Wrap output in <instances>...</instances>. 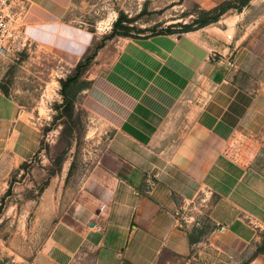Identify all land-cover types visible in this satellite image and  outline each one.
<instances>
[{
  "label": "crops",
  "instance_id": "crops-1",
  "mask_svg": "<svg viewBox=\"0 0 264 264\" xmlns=\"http://www.w3.org/2000/svg\"><path fill=\"white\" fill-rule=\"evenodd\" d=\"M22 1L54 24L59 0ZM238 20L181 35L116 37L95 53L89 105L116 136L55 232L58 255L32 264H264L247 263L264 231V177L224 152L257 122L254 139L264 149L263 85L237 84L226 66L238 40L224 34ZM33 29L74 63L97 40L66 23ZM0 110L12 116L1 96ZM198 195L204 204L212 196L214 228L202 240L192 239L179 212Z\"/></svg>",
  "mask_w": 264,
  "mask_h": 264
},
{
  "label": "rangeland",
  "instance_id": "rangeland-1",
  "mask_svg": "<svg viewBox=\"0 0 264 264\" xmlns=\"http://www.w3.org/2000/svg\"><path fill=\"white\" fill-rule=\"evenodd\" d=\"M219 1L59 0L54 24H43L36 8L11 0L8 43L0 52V96L12 106L11 117L4 118L0 110V264H32L56 251L55 232L115 139V128L89 105L88 67L108 41L181 35L238 16L233 33L224 34L238 40L225 57L226 66L237 84H262L264 89V0ZM59 23L96 37L80 62L43 44L39 39L47 33L33 29ZM258 96L264 105V94ZM253 134L242 128L224 152L264 177V149ZM204 198L196 196L179 211L194 240L214 228L208 218L212 196L205 204ZM261 236L247 263H264V231Z\"/></svg>",
  "mask_w": 264,
  "mask_h": 264
},
{
  "label": "built area",
  "instance_id": "built-area-1",
  "mask_svg": "<svg viewBox=\"0 0 264 264\" xmlns=\"http://www.w3.org/2000/svg\"><path fill=\"white\" fill-rule=\"evenodd\" d=\"M11 0H0V52L4 51L10 33V12ZM211 59H215L216 55L211 54Z\"/></svg>",
  "mask_w": 264,
  "mask_h": 264
}]
</instances>
